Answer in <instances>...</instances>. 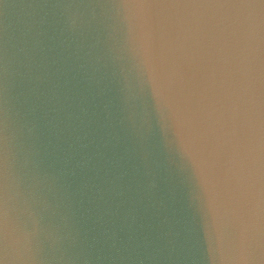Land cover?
I'll return each mask as SVG.
<instances>
[{
    "label": "water",
    "instance_id": "1",
    "mask_svg": "<svg viewBox=\"0 0 264 264\" xmlns=\"http://www.w3.org/2000/svg\"><path fill=\"white\" fill-rule=\"evenodd\" d=\"M0 264H264V0H0Z\"/></svg>",
    "mask_w": 264,
    "mask_h": 264
}]
</instances>
